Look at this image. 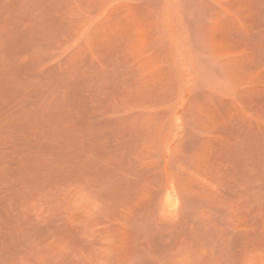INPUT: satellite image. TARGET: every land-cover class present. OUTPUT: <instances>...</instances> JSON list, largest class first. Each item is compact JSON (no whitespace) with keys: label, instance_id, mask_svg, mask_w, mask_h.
<instances>
[{"label":"rangeland","instance_id":"374dc122","mask_svg":"<svg viewBox=\"0 0 264 264\" xmlns=\"http://www.w3.org/2000/svg\"><path fill=\"white\" fill-rule=\"evenodd\" d=\"M0 264H264V0H0Z\"/></svg>","mask_w":264,"mask_h":264}]
</instances>
